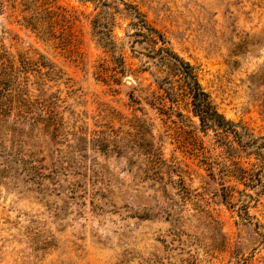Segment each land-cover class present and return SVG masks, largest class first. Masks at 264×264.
<instances>
[{"label":"rangeland","instance_id":"374dc122","mask_svg":"<svg viewBox=\"0 0 264 264\" xmlns=\"http://www.w3.org/2000/svg\"><path fill=\"white\" fill-rule=\"evenodd\" d=\"M0 264H264V0H0Z\"/></svg>","mask_w":264,"mask_h":264},{"label":"trees","instance_id":"16d2710c","mask_svg":"<svg viewBox=\"0 0 264 264\" xmlns=\"http://www.w3.org/2000/svg\"><path fill=\"white\" fill-rule=\"evenodd\" d=\"M169 53L167 50H165ZM173 57V67L180 69L189 84V93L191 94L196 114L201 118L202 123H227L231 125L232 121L228 120L209 99V94L203 89L194 72L193 66L183 60L179 55L169 53ZM227 128H231L227 126Z\"/></svg>","mask_w":264,"mask_h":264}]
</instances>
